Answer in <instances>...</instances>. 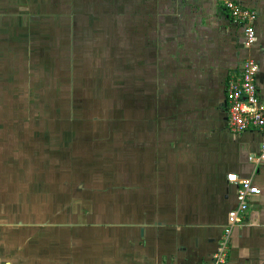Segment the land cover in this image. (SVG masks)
<instances>
[{
    "label": "crops",
    "instance_id": "obj_1",
    "mask_svg": "<svg viewBox=\"0 0 264 264\" xmlns=\"http://www.w3.org/2000/svg\"><path fill=\"white\" fill-rule=\"evenodd\" d=\"M233 1L257 13L256 40L250 47L244 45L241 24L234 23L216 0H0V264H213L228 212L235 205L237 186L227 182L228 174L251 178L260 194L251 198L242 223L232 231L226 264H264V160H259L264 133L250 128L232 134L224 93L228 80L251 59L259 68L257 92L264 101V0ZM86 6L97 8V21L73 9L65 15L62 37L54 35L56 30L48 25L51 14H64L54 13V7L71 12ZM122 7L129 9L128 16ZM123 19L134 35L130 80L143 69L141 56L147 54L146 78L154 83L145 85L160 86L165 79L176 81L173 86L179 82L189 87L191 100L186 103H194L191 117L197 124L175 129L177 142L165 146L158 140L169 129L129 128V153L115 160L112 175H103L110 179L108 193L91 187L103 176L88 174L83 176L88 180L63 181L67 191L61 196L53 186L43 196L41 177L28 176L26 182L19 173H10L15 165L11 159L20 157L15 159L11 128L22 126L11 125L15 116L9 104L22 99L8 98L11 78L5 72L10 53L22 55L34 45L46 56L52 53L48 48L58 47L69 54L83 48L90 55L97 49L106 55L105 41L120 38ZM36 22L47 23L45 30ZM96 22V29H91ZM143 38L145 46L138 47ZM18 113V121L25 118L24 111ZM38 119L30 128L40 133ZM90 133L97 134L93 129ZM90 140L96 144L98 138ZM55 167L57 163L54 171ZM55 174L43 183L56 182ZM110 192L114 203L105 198ZM41 198L53 200L56 210H40ZM14 199L22 206L18 210H11ZM26 199L33 200L31 210H26Z\"/></svg>",
    "mask_w": 264,
    "mask_h": 264
},
{
    "label": "rangeland",
    "instance_id": "obj_2",
    "mask_svg": "<svg viewBox=\"0 0 264 264\" xmlns=\"http://www.w3.org/2000/svg\"><path fill=\"white\" fill-rule=\"evenodd\" d=\"M59 8L54 7L52 10L54 13L62 10L64 14H61L62 16L51 14L48 21V25L53 26L50 29L56 30L54 35L56 36L57 33L59 37H62L61 30L65 27L63 21L73 9L77 15L82 13L97 15L96 7H76L71 8V12L68 8ZM122 8L123 15L128 16L129 9ZM96 18L97 16L95 21ZM35 19L34 17L30 22H34ZM35 24L42 28L47 25L43 22ZM97 26V22L93 23L91 29H96ZM129 27V21L123 19L119 30L120 38L118 40L108 38L105 41L106 55L101 51L98 52L99 49L94 50L90 55V52L83 48L77 52L78 54H69L68 50L58 47L48 48L52 53H47L46 56L41 54V51H44L40 49L41 47L34 45L29 46L30 50H27L26 54L9 52L11 63L10 68L5 72V77L11 78L12 92L8 98L22 99L21 102L9 104L11 117L15 116L11 120V125H22L11 128L14 148L16 147L15 151H17L15 159L20 156L17 161L14 159L10 161L11 164L15 162V165L10 167L11 176L17 177L19 173L21 179H25L26 182L28 176H34L35 179L41 177L43 196L48 194L50 186H53L61 196L67 191L62 183L68 178L72 180L76 177V180L82 181L88 180L87 177L83 179V176L88 174L112 175L115 160H120L129 153L128 146L133 140L129 128L143 126L150 129L154 126H163L169 131L160 134L158 143L165 146L169 141L171 144L177 142L173 136L178 132L175 129L185 124L186 127L192 126L193 122L197 124V120L191 117L194 103H186V100H191L186 92L189 87H181L179 82L176 83L177 86H173L172 83L176 81L171 83L165 79L164 81L159 79L164 82L160 86L145 85V83H154V80L147 81L146 78V69H150L146 62L147 54L141 56L140 64L143 69L138 71L135 80H130L132 79L129 71L130 59L134 56H131L129 46L132 45L130 41L134 35L129 34L131 32ZM141 30L144 37L143 25ZM49 41L48 38V41L43 43L47 44ZM142 42L143 46L138 47L145 46V38ZM165 60H168L166 56ZM176 93L180 94V99L178 95L175 96ZM12 95L17 96L12 97ZM18 111L25 112V118L19 117V121ZM54 114L57 116L56 123ZM35 117L40 121V133L30 128ZM55 126L57 132L53 131ZM49 128L52 129L51 133L43 135ZM70 129L74 130L73 135L70 134ZM92 129L97 132L94 136L89 135ZM154 132L148 131L152 136ZM165 135L169 139H166ZM176 136L179 138L183 135ZM93 137L98 138L95 145L90 140ZM34 156H36L35 161L32 159ZM56 163L57 167L54 171ZM89 163L93 164L89 165ZM21 170L25 171L26 175ZM54 173L57 175L56 182L44 184L45 178L53 177ZM108 176L95 180L91 187L108 193L111 190ZM12 180L14 185L15 179ZM18 180L20 181V177ZM86 184L89 185L88 182ZM105 198L111 199L109 202L114 203L112 192L105 195ZM38 202L40 210H56L53 200L41 198ZM25 204L26 210L34 207L31 199H26ZM10 207L11 210H18L22 206L14 199L10 201Z\"/></svg>",
    "mask_w": 264,
    "mask_h": 264
},
{
    "label": "built area",
    "instance_id": "obj_3",
    "mask_svg": "<svg viewBox=\"0 0 264 264\" xmlns=\"http://www.w3.org/2000/svg\"><path fill=\"white\" fill-rule=\"evenodd\" d=\"M216 1L228 12L234 23L241 24L244 45L252 46L256 40L254 23L257 13L245 8L237 1ZM258 70L257 63L248 59L241 65L239 75L227 82L225 89L228 106L227 126L232 134H239L250 128L261 130L264 133V101L258 95L256 83ZM249 160L253 161L255 158L251 157ZM259 160H264V140L260 145ZM226 180L237 186L235 205L228 212L220 242L212 255L213 264H226L232 231L242 223L249 209L251 198L260 194L259 188L251 178H239L236 174H228Z\"/></svg>",
    "mask_w": 264,
    "mask_h": 264
},
{
    "label": "flooded vegetation",
    "instance_id": "obj_4",
    "mask_svg": "<svg viewBox=\"0 0 264 264\" xmlns=\"http://www.w3.org/2000/svg\"><path fill=\"white\" fill-rule=\"evenodd\" d=\"M225 89H226V86H225V88H224V93H225ZM85 131H87L86 129H85ZM90 136H94L95 134H92V133H90L89 134ZM100 142H103V140H99ZM92 142V141H91ZM99 143V142H98ZM96 144H97V142H96ZM93 145H95V144H93Z\"/></svg>",
    "mask_w": 264,
    "mask_h": 264
}]
</instances>
